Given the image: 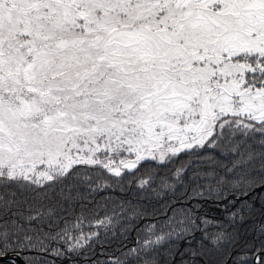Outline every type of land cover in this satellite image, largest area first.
Here are the masks:
<instances>
[{
  "label": "snow or ice",
  "instance_id": "6c2138e0",
  "mask_svg": "<svg viewBox=\"0 0 264 264\" xmlns=\"http://www.w3.org/2000/svg\"><path fill=\"white\" fill-rule=\"evenodd\" d=\"M181 155L188 159L174 184L162 177L158 191L149 175L136 186L157 196L179 191L184 209L170 206L172 215L133 246L123 242L130 223L116 231L123 204L99 227L85 215V186L111 187L142 162L166 167ZM257 189L264 191V0H0V256L37 253L25 264H64L68 255L85 256L84 264H177V255L180 264H264V224L258 242L239 243L245 209L256 210L246 198ZM229 197L241 208L227 227L186 207ZM210 226L218 230L209 234ZM196 230L210 244L183 252L166 245Z\"/></svg>",
  "mask_w": 264,
  "mask_h": 264
},
{
  "label": "trees",
  "instance_id": "16d2710c",
  "mask_svg": "<svg viewBox=\"0 0 264 264\" xmlns=\"http://www.w3.org/2000/svg\"><path fill=\"white\" fill-rule=\"evenodd\" d=\"M187 159L188 157L181 155L179 159L175 160V163L168 164L166 167H156L155 164L142 162L143 166L139 167V171H136L135 169L125 170L127 172H135V175H124L122 172V180H120V177H113L109 180L111 187H107L103 183H101L99 188L95 186V183H93L91 188L85 186L82 193L83 198L81 200V203L85 208V215L89 216L94 227H99V221L103 219L104 216H111L114 207L116 208V211L119 212L120 208L118 205L123 204L128 211L125 216L120 218L116 231L119 233L121 229H127L130 223L131 228L125 233L127 239L123 242L129 246H133L137 239L142 240L144 238L146 235V231L144 230H146L147 226L157 223L158 221H163L166 218L165 212L168 216L172 215V211L169 210L170 206L177 211L183 210L185 207L184 201L178 199L180 197L179 191L176 193V196H173L171 190H163L167 191L168 194L166 196H157L152 189H148L146 192L141 191L136 186L137 181L142 178L147 179L149 175H152L155 177L152 188L161 191V178L169 177L168 183L174 184L175 181L171 179L172 173L175 172V169L178 168L181 163L187 161ZM107 175L109 177L112 176L111 173H108ZM117 180H120V183H116ZM176 188L183 191L182 186L179 184H176ZM261 196H264V191L257 189L253 194L246 198L247 204L254 205L256 210L250 215L247 213V209H245V212L243 213L245 215V220L242 222L243 226L239 229L242 235V239L239 241L240 244H244L245 241L258 242L261 238L258 232L259 226L264 224V216H261L260 213ZM81 203L75 205L77 215L80 214ZM195 205H198V207ZM186 207L192 208L197 217L206 218L208 221L212 222V225H219L222 223L227 227L228 218L232 213L241 208V202H234L233 198L229 197L227 201L213 199L193 201L188 203ZM136 209L141 212V215L139 218L133 217L129 221L128 217L131 216V212ZM93 213L95 216L91 215ZM237 220H239V216H237ZM197 223L199 224V220H197ZM199 228L204 229L205 225L199 224ZM217 230L218 228L215 226L207 228L209 234L214 233ZM138 231H140L139 237L137 235ZM201 242L210 244V236L209 239H204V232L196 230L191 235H184L179 239L173 237L166 242V245H170L173 251L178 249L180 252H183L185 248L189 247V245L195 248L198 247ZM19 255L26 262L27 259L34 258L37 253L25 250ZM85 258V256L76 257L68 255L61 259L64 264H84ZM175 260L177 264H180L181 257L177 255ZM0 264L19 263L0 260Z\"/></svg>",
  "mask_w": 264,
  "mask_h": 264
},
{
  "label": "water",
  "instance_id": "95a60500",
  "mask_svg": "<svg viewBox=\"0 0 264 264\" xmlns=\"http://www.w3.org/2000/svg\"><path fill=\"white\" fill-rule=\"evenodd\" d=\"M0 260L25 264V261L20 257V255H17L16 253H8L5 256H0Z\"/></svg>",
  "mask_w": 264,
  "mask_h": 264
},
{
  "label": "bare ground",
  "instance_id": "6f19581e",
  "mask_svg": "<svg viewBox=\"0 0 264 264\" xmlns=\"http://www.w3.org/2000/svg\"><path fill=\"white\" fill-rule=\"evenodd\" d=\"M21 257V256H20ZM22 258V257H21ZM18 263V262H17Z\"/></svg>",
  "mask_w": 264,
  "mask_h": 264
},
{
  "label": "rangeland",
  "instance_id": "374dc122",
  "mask_svg": "<svg viewBox=\"0 0 264 264\" xmlns=\"http://www.w3.org/2000/svg\"><path fill=\"white\" fill-rule=\"evenodd\" d=\"M133 159H134V157H133Z\"/></svg>",
  "mask_w": 264,
  "mask_h": 264
}]
</instances>
